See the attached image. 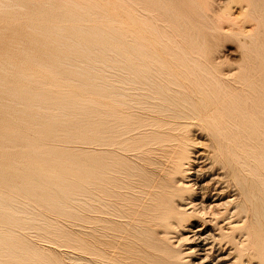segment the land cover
<instances>
[{"label":"bare ground","instance_id":"6f19581e","mask_svg":"<svg viewBox=\"0 0 264 264\" xmlns=\"http://www.w3.org/2000/svg\"><path fill=\"white\" fill-rule=\"evenodd\" d=\"M0 264H264V0H0Z\"/></svg>","mask_w":264,"mask_h":264},{"label":"rangeland","instance_id":"374dc122","mask_svg":"<svg viewBox=\"0 0 264 264\" xmlns=\"http://www.w3.org/2000/svg\"><path fill=\"white\" fill-rule=\"evenodd\" d=\"M234 47H233V45H226L225 47H224V49L222 50V54H225L226 56H228V58H229V60L230 61H236L237 60V58H235V56H233V55H231L230 54V51L233 49ZM185 246V245H184ZM186 246H188L187 244H186ZM204 253V252H203ZM220 254V251L219 250H216V251H214V255H216V256H218Z\"/></svg>","mask_w":264,"mask_h":264}]
</instances>
